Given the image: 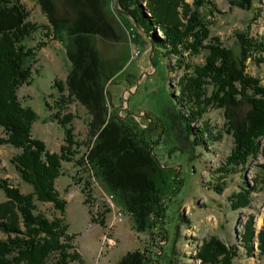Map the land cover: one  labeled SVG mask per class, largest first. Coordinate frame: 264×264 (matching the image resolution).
<instances>
[{
    "label": "trees",
    "instance_id": "16d2710c",
    "mask_svg": "<svg viewBox=\"0 0 264 264\" xmlns=\"http://www.w3.org/2000/svg\"><path fill=\"white\" fill-rule=\"evenodd\" d=\"M36 1L50 24L44 30L48 32L51 28L55 36L68 37L66 50L71 68L63 85L54 84L61 94L58 101L61 106L52 115L65 136L59 153H50L45 143L31 135L38 116L24 106L18 94L22 85L33 80L37 47L26 44L42 26L29 21L30 12L21 0H0V128L4 132L0 147L8 144L20 150L11 162L21 180L34 188L31 193L22 194L0 180V190L6 196L0 201V232L7 237L0 240V264L83 263L73 246L75 239L68 233V225L59 217L48 220L36 213V201L51 203L57 211L65 212L67 202L60 198L54 184L62 176V163L75 161L78 167L96 170L107 186L118 193L138 231L157 229V222H163L166 217L168 196H162L161 188L166 178L152 149L157 140L152 144L150 137H144L130 116L111 113L107 102L109 78L101 67V54L94 43L96 38L117 42L120 34L126 33L118 22V13L135 25L134 36L142 33L151 38L152 44L165 54L205 55L202 65L187 66L193 71L184 75L178 92L182 96L180 101L185 99L189 114L176 117V121L187 126V121L201 118L213 102L234 117L238 115L237 108L244 106L246 115L238 117L242 126L231 124L235 142L227 162L243 166L249 157L256 156L264 137V87L247 73L245 64L252 57L258 62L257 56L264 53V43L255 41L249 32L236 35V50L212 39L211 24L200 9L211 5L213 0H115V9L111 3L108 5L109 0ZM226 1L244 11L254 7L253 0ZM156 30L161 36H155ZM37 46L40 48L44 43ZM212 83L215 88L208 99L206 88ZM76 102L91 118L86 145L75 140L73 117L62 114L68 105ZM46 106L51 108L48 103ZM176 121L171 120V124ZM207 128L203 126L199 133ZM191 131L188 129L185 140L200 146L197 141L203 142V135L197 132L198 139L193 141L188 133ZM83 146L87 150L80 155ZM77 155L79 159L75 158ZM84 185L83 193H86L91 186L88 180ZM251 195L249 187L243 190L234 201L235 208L248 207ZM242 242L248 256L254 251L255 243L264 256V225L256 235L252 221L246 224ZM203 243L194 256L200 264H234L235 249L216 238ZM144 260L147 256L138 250L126 253L117 264H143Z\"/></svg>",
    "mask_w": 264,
    "mask_h": 264
},
{
    "label": "rangeland",
    "instance_id": "374dc122",
    "mask_svg": "<svg viewBox=\"0 0 264 264\" xmlns=\"http://www.w3.org/2000/svg\"><path fill=\"white\" fill-rule=\"evenodd\" d=\"M21 2L30 12L29 21L42 27L26 44L37 47V54L32 67L33 80L20 87L18 97L38 116L32 125V137L45 143L50 153H59L65 133L52 117L58 105L61 106L58 103L61 94L54 84L63 85L71 68L66 50L68 37L66 34L55 36L50 27V31L44 30L43 27L50 24L36 0ZM253 2L250 11L231 7L226 0H213L211 5L202 6L201 12L211 24L210 37L234 50L236 35L241 33L249 32L255 41L264 43V0ZM110 3L115 9V0H109L108 5ZM117 15L126 33L122 32L117 42L96 38L94 43L101 54V67L109 78L107 102L111 113L130 116L144 137H150L152 144L157 140L152 149L160 163L161 174L166 178L161 187L162 196H168L166 217L163 222H157V229L138 231L133 217L125 212L126 205L118 193L107 186L96 170L78 167L75 161L62 163V176L54 183L60 198L67 202L65 212L57 211L51 203L36 201V213L48 220L59 217L68 225V233L74 236L73 246L82 264H117L126 253L138 250L147 256L143 264H200L194 256L210 238L235 249L234 264H264L258 245L254 244V251L248 256L242 242L246 224L252 221L256 235L264 225V137L258 144L256 156L249 157L246 165L239 166L227 160L235 142L231 124L242 126L238 117L246 115L244 106L237 108L238 115L234 117V114L228 116L226 108H217L218 104L213 102L201 118L181 126L176 117L187 116L189 110L185 99L180 101L182 96L178 87L184 75L193 71L187 66L202 65L205 55L165 54L152 44L151 38L142 33L134 36L135 25L122 13ZM155 36L159 37L161 33L156 30ZM40 42L44 46L39 48ZM257 57L258 62L252 57L245 65L247 73L264 87V53ZM214 88L213 83L206 88L208 99ZM46 103L51 108H47ZM62 114L73 117L71 126L75 140L86 145L90 115L78 102L68 105ZM170 119L175 120V124L172 125ZM188 125L190 127L186 128ZM205 125L208 128L199 133ZM188 129L192 130L188 133L193 141L198 139V134L203 135L204 141H197L200 146L185 140ZM3 133L0 128V137ZM85 150L87 146L79 150L80 155ZM19 153L20 150L8 144L0 147V180L22 194H29L34 188L21 180L11 162ZM75 158L79 159V155ZM86 180L91 187L83 193ZM248 187L252 191L248 207L236 209V197ZM111 197L125 213L121 221L116 209L107 201ZM5 199L0 190V201ZM102 220L103 224L100 223ZM4 239H7L5 233L0 232V240Z\"/></svg>",
    "mask_w": 264,
    "mask_h": 264
},
{
    "label": "built area",
    "instance_id": "2783aa9c",
    "mask_svg": "<svg viewBox=\"0 0 264 264\" xmlns=\"http://www.w3.org/2000/svg\"><path fill=\"white\" fill-rule=\"evenodd\" d=\"M111 205V208H114L116 209V213H117V216H118V219L119 221H121L123 218H124V212L122 209L118 208L115 204H114V200L112 201V197H111V200H107Z\"/></svg>",
    "mask_w": 264,
    "mask_h": 264
},
{
    "label": "water",
    "instance_id": "95a60500",
    "mask_svg": "<svg viewBox=\"0 0 264 264\" xmlns=\"http://www.w3.org/2000/svg\"><path fill=\"white\" fill-rule=\"evenodd\" d=\"M115 7H116V5H115Z\"/></svg>",
    "mask_w": 264,
    "mask_h": 264
}]
</instances>
